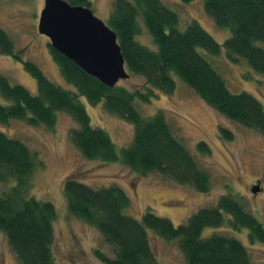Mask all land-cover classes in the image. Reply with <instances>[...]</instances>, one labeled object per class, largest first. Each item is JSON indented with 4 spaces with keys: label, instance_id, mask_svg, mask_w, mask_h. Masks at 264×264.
Listing matches in <instances>:
<instances>
[{
    "label": "trees",
    "instance_id": "obj_1",
    "mask_svg": "<svg viewBox=\"0 0 264 264\" xmlns=\"http://www.w3.org/2000/svg\"><path fill=\"white\" fill-rule=\"evenodd\" d=\"M66 1L91 7L90 0ZM203 5L217 26L230 31L222 43L196 20L180 29L178 13L162 0H113L106 23L117 35L129 75L142 77L143 83L135 88L103 84L48 42L51 58L65 82V86L60 85L18 51L0 26V54L20 61L37 87L32 94L0 73V126L16 119L29 126L54 129L57 113L64 112L73 121L70 143L84 158L120 162L142 176L159 173L176 184L207 193L211 188L208 172L176 135L165 114L158 110L143 115L136 103L150 102L158 91L173 93L178 77L219 114L264 137L261 101L246 91L231 92L203 54L206 51L215 56L223 50L230 61H243L249 70L264 77V0H203ZM143 26L154 48L138 41ZM80 97L92 105L103 102L106 111L132 124L131 142L118 150L104 129L91 124ZM218 133L223 140L234 136L224 126L218 127ZM196 150L210 152L204 141L196 144ZM43 167L44 161L25 141L0 127V183L9 184L0 193V231L19 264H57L51 252L56 208L30 193L32 177ZM62 194L67 211L96 228L111 246L113 257L95 252L106 264H159L149 244L150 231L176 241L186 264H264L253 262L247 247L229 233H204L207 228L223 225L234 230L247 228L249 241L264 244V216H254L231 193L220 195L215 204L197 209L178 225L150 209L139 218L126 214L130 198L120 186H92L75 173L63 180Z\"/></svg>",
    "mask_w": 264,
    "mask_h": 264
},
{
    "label": "rangeland",
    "instance_id": "obj_2",
    "mask_svg": "<svg viewBox=\"0 0 264 264\" xmlns=\"http://www.w3.org/2000/svg\"><path fill=\"white\" fill-rule=\"evenodd\" d=\"M90 1L93 13L107 22L113 0ZM162 1L178 13L180 29H184L193 19L219 43L229 36V29L217 26L205 12L203 0L188 3L181 0ZM43 4L44 0H0V26L11 36L18 51L22 50L24 56L34 61L50 80L65 86L49 53V38L37 30ZM137 39L150 48L155 47L145 27ZM221 53L214 56L203 51L231 92L246 91L264 106V77L249 70L243 61V64L234 63L223 50ZM0 73L7 76L11 83L25 86L32 94L37 92L35 80L23 69L21 62L13 57L0 54ZM175 80L176 89L173 93L158 91L148 103L137 101V108L143 115H153L158 110L165 114L176 135L208 172L211 188L207 193L176 184L159 173L142 176L120 162L106 163L84 158L70 143L69 130L73 121L64 112L57 113L54 129L29 126L16 119L0 126L10 136L25 141L37 153L38 159L44 161L43 169L32 177L30 193L36 199L52 202L56 208L51 252L57 264H106L95 254L99 251L106 256H114L111 246L103 241L96 228L67 211L62 183L73 173L92 186H120L130 198L125 212L136 218L150 209L178 225L197 209L215 204L219 196L226 193L240 199L254 216L263 218L264 137L222 116L178 77ZM142 83V77L137 75L117 82L128 88H135ZM80 100L90 116L91 124L104 129L118 150L131 142L132 124L106 111L103 102L92 105L84 97H80ZM219 126L229 128L234 134L233 138L223 140L218 133ZM199 141L208 144L209 154L197 152L196 144ZM8 187L9 184L0 183V193ZM212 230L234 236L247 247L253 262L264 263V244L249 241L247 228L234 230L229 225H223L207 228L204 233ZM148 237L159 264H186L176 241L166 240L153 231L149 232ZM0 264H19L1 231Z\"/></svg>",
    "mask_w": 264,
    "mask_h": 264
},
{
    "label": "water",
    "instance_id": "obj_3",
    "mask_svg": "<svg viewBox=\"0 0 264 264\" xmlns=\"http://www.w3.org/2000/svg\"><path fill=\"white\" fill-rule=\"evenodd\" d=\"M37 30L53 48L103 84L112 87L129 77L115 31L90 7L44 0Z\"/></svg>",
    "mask_w": 264,
    "mask_h": 264
},
{
    "label": "bare ground",
    "instance_id": "obj_4",
    "mask_svg": "<svg viewBox=\"0 0 264 264\" xmlns=\"http://www.w3.org/2000/svg\"><path fill=\"white\" fill-rule=\"evenodd\" d=\"M126 69V68H125ZM127 71V70H126ZM129 74V73H128ZM129 77H130V75H129Z\"/></svg>",
    "mask_w": 264,
    "mask_h": 264
}]
</instances>
